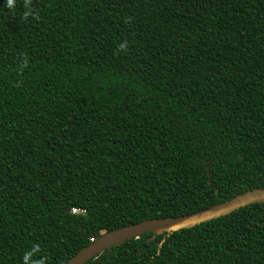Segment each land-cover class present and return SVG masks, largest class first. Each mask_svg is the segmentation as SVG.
Here are the masks:
<instances>
[{
    "label": "trees",
    "instance_id": "trees-1",
    "mask_svg": "<svg viewBox=\"0 0 264 264\" xmlns=\"http://www.w3.org/2000/svg\"><path fill=\"white\" fill-rule=\"evenodd\" d=\"M256 189L264 0H0V264ZM87 264H264V203Z\"/></svg>",
    "mask_w": 264,
    "mask_h": 264
},
{
    "label": "water",
    "instance_id": "water-1",
    "mask_svg": "<svg viewBox=\"0 0 264 264\" xmlns=\"http://www.w3.org/2000/svg\"><path fill=\"white\" fill-rule=\"evenodd\" d=\"M260 203H264V189L249 191L245 194L236 196L228 202L216 205L200 213L179 218L144 221L110 233H104L99 240L81 250L66 264H87L97 254L105 250H110L127 240L137 239L141 235L148 233L163 234L200 226L204 223L226 217L236 211Z\"/></svg>",
    "mask_w": 264,
    "mask_h": 264
},
{
    "label": "built area",
    "instance_id": "built-area-1",
    "mask_svg": "<svg viewBox=\"0 0 264 264\" xmlns=\"http://www.w3.org/2000/svg\"><path fill=\"white\" fill-rule=\"evenodd\" d=\"M73 213H74V214H78V213H80V211L74 210ZM92 241H93V240H92Z\"/></svg>",
    "mask_w": 264,
    "mask_h": 264
},
{
    "label": "clouds",
    "instance_id": "clouds-1",
    "mask_svg": "<svg viewBox=\"0 0 264 264\" xmlns=\"http://www.w3.org/2000/svg\"><path fill=\"white\" fill-rule=\"evenodd\" d=\"M121 47H123V45H121Z\"/></svg>",
    "mask_w": 264,
    "mask_h": 264
}]
</instances>
